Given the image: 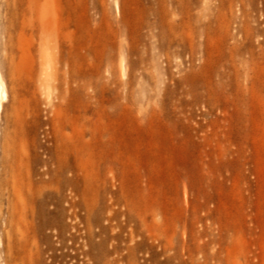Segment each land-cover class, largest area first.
I'll use <instances>...</instances> for the list:
<instances>
[{"label":"rangeland","instance_id":"374dc122","mask_svg":"<svg viewBox=\"0 0 264 264\" xmlns=\"http://www.w3.org/2000/svg\"><path fill=\"white\" fill-rule=\"evenodd\" d=\"M138 2L0 0V86L7 96L0 97V175L44 177L53 149L50 123L67 118L51 106L53 85L76 89L92 79L99 103L110 98L122 108L115 123L125 150L123 179L134 190L142 172L168 217L162 242L169 249H153L157 262L142 253L140 263L264 264V0H175V8L163 1L173 24H139ZM13 17L19 24L10 22ZM207 20L212 26L202 39L198 29ZM242 59L252 62L247 70L261 91L252 98L245 133L236 110L225 109L219 87L220 75L244 72ZM49 80L50 86H41ZM21 81L32 86L27 98ZM79 96L68 94L76 113L83 111ZM17 115L27 122L14 125ZM169 122L183 137L177 144ZM0 185V213L8 207L16 228L31 211L25 201L16 207L2 199L8 190L1 178ZM54 187L42 191L56 197ZM62 195L68 241L62 245L49 228L45 234L55 251L41 240L33 247L43 252L44 264H84L70 193ZM31 196L41 201L34 191ZM12 242L0 225V248Z\"/></svg>","mask_w":264,"mask_h":264},{"label":"bare ground","instance_id":"6f19581e","mask_svg":"<svg viewBox=\"0 0 264 264\" xmlns=\"http://www.w3.org/2000/svg\"><path fill=\"white\" fill-rule=\"evenodd\" d=\"M163 1H169L175 8V0H139V24H173L169 22L170 13L162 7ZM20 12L28 15L22 8V2H20ZM10 22L19 24L15 17L10 18ZM211 26L212 22L207 20L199 27L198 33L202 39L209 37ZM240 64L244 72L241 73L239 70L235 75H220L219 87L226 93L225 109L233 107L236 110L239 129L245 133L252 98L261 91L253 73L247 70L252 62L242 59ZM240 78L243 79L242 82ZM49 82L51 81L40 84L46 88L50 86ZM56 83L58 84L53 85L54 101L51 98L49 101H52L51 106L57 109L55 114L59 113V109L62 110L61 112H66L67 118L58 119L56 125L55 119H52L51 123L49 121L53 125L51 126L53 149L50 151L47 162L44 163L46 168L44 177L36 181L32 173L26 179L14 172L11 179L7 180L5 175L4 177L0 175L2 185L8 190L7 196H1V198L6 197L7 202L14 203L16 207L19 201H25L31 211L26 221L23 222L21 217L18 219L15 228L14 215L10 214L8 207L1 210L0 225L4 232L12 236L13 242L0 248V264H44L43 252L38 245L34 248L32 241L41 240L50 251H55L49 235L45 234L49 228L57 231L60 243L65 245L68 241L66 233L69 230V226L63 219L65 209L62 206L64 199L62 191L65 190L70 193L69 209L77 223L73 229L80 235L77 243L80 258L84 264H141L139 255L142 253L157 262L158 255L153 249L155 247L158 250L162 247L169 249L162 242L165 220H168V217L158 201L159 195L147 183H144L142 172L139 174V181L134 190L129 189L123 179L124 170L120 156L125 150L117 141L118 131L115 123L122 110L121 106L115 105L110 98L99 103L95 94L98 85L92 79L87 80L85 84L82 82L83 85L76 89H65L63 82V88L59 81ZM70 84L73 85V82ZM20 85L21 97L27 98L31 84L21 81ZM38 87L37 89L40 90ZM90 90L94 92V96L90 94ZM70 93L80 95L83 111L77 110L76 113L71 109V101L68 100ZM0 97L2 99L7 97L3 85L0 86ZM50 113L52 115L53 112ZM138 120L143 122L145 119L141 116ZM24 122H27V119L22 115H17L13 121L17 126ZM172 124L169 122L174 143L177 144L183 137L177 124L173 126ZM184 133L188 134L186 131ZM12 168L16 171L19 166L14 164ZM51 185L57 186L60 191L56 197L42 191V188ZM33 191L41 197L40 202L31 196ZM179 204L181 207L180 201ZM48 206H53L55 212H49ZM198 252L209 258L204 248H200ZM171 262L170 258L166 261L167 264Z\"/></svg>","mask_w":264,"mask_h":264}]
</instances>
